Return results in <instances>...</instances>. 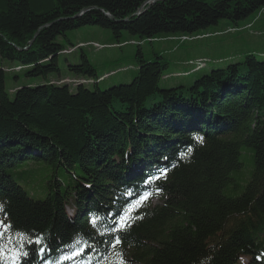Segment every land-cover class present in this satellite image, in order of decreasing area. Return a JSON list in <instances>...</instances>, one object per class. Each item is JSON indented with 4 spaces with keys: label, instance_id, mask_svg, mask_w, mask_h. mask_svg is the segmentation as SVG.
Here are the masks:
<instances>
[{
    "label": "trees",
    "instance_id": "trees-1",
    "mask_svg": "<svg viewBox=\"0 0 264 264\" xmlns=\"http://www.w3.org/2000/svg\"><path fill=\"white\" fill-rule=\"evenodd\" d=\"M151 1L0 0V246L26 242L20 264H264V55L208 68L141 50L258 31L264 0ZM87 27L136 46L133 66L99 77L84 48L102 46L66 41ZM20 73L42 83L7 91Z\"/></svg>",
    "mask_w": 264,
    "mask_h": 264
},
{
    "label": "rangeland",
    "instance_id": "rangeland-1",
    "mask_svg": "<svg viewBox=\"0 0 264 264\" xmlns=\"http://www.w3.org/2000/svg\"><path fill=\"white\" fill-rule=\"evenodd\" d=\"M225 22H221L219 26L217 27H211L208 28L205 32L207 34H213L214 32H224L227 30L228 27L234 28V25L231 23H228L227 26H225ZM241 24V23H240ZM258 31H253L248 33V31L235 33V34H224L222 33L220 36L212 37L208 39H200L192 42H185V43H152V44H145L142 45L141 50L142 53L147 56L150 52H161L162 55H166L170 58V64L173 66L175 64V61L177 62H187V61H193L197 59H206L210 63L207 64L208 68H211L212 66L215 67H224L229 62L226 61L222 64L215 63L214 65L211 63V61H215L218 58H227V57H233L235 51L242 47H246L247 49L256 51L257 54H263L264 55V33L259 32L262 29H264V17H262V21H260L257 26L255 27ZM260 29V30H259ZM254 32H256L254 34ZM264 32V31H263ZM260 33V34H259ZM195 35V34H193ZM66 38L68 43L72 45H76L79 43H95L99 46H102L101 50H98L97 53H95L94 49L91 47L84 48V52H86L90 62L94 65V68L96 70L97 75L100 77L104 73H108L112 70H119L120 68H125L129 66H133V58H134V52L137 50L136 46H126L123 49L118 48H109L106 45L113 44V39L110 33L106 30L98 29V28H92L87 27L83 28L74 32H70L66 34ZM129 39L126 35H123V40ZM61 43L63 44L65 49H69V44L65 42V40L61 39ZM106 48V49H105ZM174 48V49H173ZM79 55V51L71 56H68L67 59L75 63L77 60V56ZM122 57L120 63L118 65H115L112 63L113 59H117ZM66 59V57H60V63L59 66L62 67L63 61ZM5 67H7L6 63H3ZM180 70L179 72H187L191 68L190 67H182L177 68ZM129 73H119L115 75L114 77L110 78V80L106 83L109 84V82H119V81H126L129 77ZM197 75L190 76L188 79H182L180 82H191ZM5 89L9 91L10 89H13L15 86L20 85H27V83H33L32 85L38 83H42L41 79H35L30 80L27 82L23 78V75L20 73L18 75V79L15 80L13 78V74H5ZM71 78H69L70 80ZM129 79V78H128ZM67 80V79H65ZM243 169L241 171L245 172L246 170H250L253 168V164L250 161V159L243 161ZM18 172H22V170H18ZM246 180V179H245ZM36 187V186H34ZM228 187L227 189H229ZM240 190H237L236 192L227 191V194H230L232 196L237 195ZM153 204H156L155 201H152Z\"/></svg>",
    "mask_w": 264,
    "mask_h": 264
},
{
    "label": "snow or ice",
    "instance_id": "snow-or-ice-1",
    "mask_svg": "<svg viewBox=\"0 0 264 264\" xmlns=\"http://www.w3.org/2000/svg\"><path fill=\"white\" fill-rule=\"evenodd\" d=\"M146 195H147V193L145 194V196ZM143 199H144V197H141V200H143ZM139 202L140 201H137V203H139ZM0 209H2V206H0ZM125 221H126V217H121L120 218V223L122 224V227L119 228V229H114V231H123V230H125L128 227V225H127V223ZM92 223L95 224V220H93ZM0 229H4V231H7V230L11 229V226L9 225V226H7V228H5V226L2 224V222H0ZM18 235L23 236L24 234L19 233ZM2 237H3V232L0 231V238H2ZM30 242L35 243L38 246L43 244L42 239L39 238V237H37L35 241H30ZM120 242H121L120 238L117 237L116 240H115V244H119ZM24 243H26V242H24V241L21 242V248H13L9 252H5L3 247L0 246V259H4L5 256H7V258L12 261V264H20V261H22L24 258H26L28 256V252L22 250V248L24 246ZM77 243H79V241H77ZM113 246H115V245H113ZM86 247H87V245L85 244L82 247L76 248V250L74 252H72L71 254H66L64 256V259H71L74 256L81 255ZM45 251H46V249L44 247H39L38 248V252L39 253H43ZM120 264H124L123 260L120 261Z\"/></svg>",
    "mask_w": 264,
    "mask_h": 264
},
{
    "label": "water",
    "instance_id": "water-1",
    "mask_svg": "<svg viewBox=\"0 0 264 264\" xmlns=\"http://www.w3.org/2000/svg\"><path fill=\"white\" fill-rule=\"evenodd\" d=\"M154 2H156V0H152L151 2H150V5L152 4V3H154ZM148 7H149V5H148ZM147 7V8H148ZM143 11L140 9L138 12H137V14L136 15H140L141 13H142ZM82 14V13H81ZM108 18H110L108 15H106Z\"/></svg>",
    "mask_w": 264,
    "mask_h": 264
}]
</instances>
